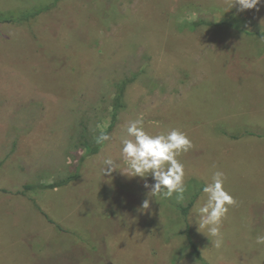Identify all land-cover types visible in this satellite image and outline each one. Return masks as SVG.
I'll return each instance as SVG.
<instances>
[{"label": "rangeland", "instance_id": "374dc122", "mask_svg": "<svg viewBox=\"0 0 264 264\" xmlns=\"http://www.w3.org/2000/svg\"><path fill=\"white\" fill-rule=\"evenodd\" d=\"M233 2L0 0V264H264V3ZM141 115L192 142L183 203L140 211L145 181L102 173ZM102 131L112 139L88 154L83 135ZM216 170L236 200L220 249L180 209Z\"/></svg>", "mask_w": 264, "mask_h": 264}, {"label": "clouds", "instance_id": "9594fccd", "mask_svg": "<svg viewBox=\"0 0 264 264\" xmlns=\"http://www.w3.org/2000/svg\"><path fill=\"white\" fill-rule=\"evenodd\" d=\"M262 3L264 0H234L231 9L238 5L240 12L259 10L258 6ZM261 23L264 24V20ZM124 128L126 138L122 139V163L111 157L103 159V175L110 176L119 172L128 178L139 177L144 180L143 187L147 192L140 211L147 212L152 201H157L158 198L170 199L175 196L178 203H183L188 186L185 183V165L179 157L193 147L187 133L173 128L159 134H150L145 130L142 115L128 121ZM111 139L112 137L103 131L95 138L97 144ZM149 177L153 183L147 182ZM226 179L223 171H214L210 182L205 184L202 195L189 213L191 223L194 221L198 231L205 234L216 249L223 245V221L227 218L230 207L236 204L235 198L225 187ZM255 243L264 245V234L257 235Z\"/></svg>", "mask_w": 264, "mask_h": 264}, {"label": "trees", "instance_id": "16d2710c", "mask_svg": "<svg viewBox=\"0 0 264 264\" xmlns=\"http://www.w3.org/2000/svg\"><path fill=\"white\" fill-rule=\"evenodd\" d=\"M38 13L35 12L32 15L26 16L24 19L27 21L30 18L35 17ZM0 18H1V14H0ZM199 26L200 25L197 24V23L193 25L194 29L195 28H198ZM259 36L261 38H264V34H260ZM131 82H132L131 79H126V80L122 81L120 84H118V86H117V94H116V98L114 100L113 121H112V124H111L110 128H113L114 127V124L116 123L118 111L120 109L124 108L123 99H124V95H125V90H126L127 86ZM95 138L94 139L90 138V136L87 135L86 133L83 135V138H82V141L81 142H83V147L87 150V153L88 154H91V155L97 154V153H99V151L101 149L102 144H97ZM73 178H74V176L72 178L70 177L68 181H71ZM62 185H60V184H53V185L46 186L45 188L46 189H55V188H58V187H60ZM35 189H36L35 186H26L25 187V190H27V191L35 190ZM193 204H194V201L191 202L187 208H182V207L180 208L181 209V212H182V215H183V217L185 219V221H187L188 212H189L190 208L193 206ZM185 235H186V239H187L189 248L192 251L193 257L196 260H198V261L201 260L200 254H199V250H198L196 244L194 243V241L192 240V236H191L189 227H187V229L185 231Z\"/></svg>", "mask_w": 264, "mask_h": 264}]
</instances>
